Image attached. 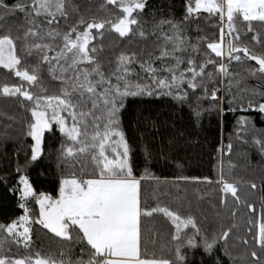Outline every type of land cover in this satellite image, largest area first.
<instances>
[{
  "label": "snow or ice",
  "instance_id": "snow-or-ice-1",
  "mask_svg": "<svg viewBox=\"0 0 264 264\" xmlns=\"http://www.w3.org/2000/svg\"><path fill=\"white\" fill-rule=\"evenodd\" d=\"M0 100V264H264V0H0Z\"/></svg>",
  "mask_w": 264,
  "mask_h": 264
},
{
  "label": "trees",
  "instance_id": "trees-1",
  "mask_svg": "<svg viewBox=\"0 0 264 264\" xmlns=\"http://www.w3.org/2000/svg\"><path fill=\"white\" fill-rule=\"evenodd\" d=\"M7 107L9 111H12L11 102L0 100V109ZM160 111H165L164 106H160ZM5 121L0 118V131L4 129ZM207 131L202 133L200 137L193 138L194 140H199L201 143H193L192 146L187 149L185 154V172L187 175L194 176H204V175H214L211 172L212 167V158L208 153L212 150V145L218 146L223 137L224 142H227L229 134L232 132L234 126V117L229 113L223 123V127H219L217 121L208 119L205 121ZM257 126L264 127V122H261L259 117H257ZM11 131V130H9ZM207 137L208 141L211 142V145L208 143H203L204 137ZM3 145H0V148H3ZM12 149L9 148V152ZM235 159V157H234ZM156 175L172 177L175 170L171 167L163 168L157 166L153 169ZM147 187V184L145 185ZM191 193V188H189ZM18 214V210L14 203V198L11 193L7 192L5 187L0 185V222L9 220ZM37 241L47 244V238L42 232L36 234ZM163 242V240L161 241Z\"/></svg>",
  "mask_w": 264,
  "mask_h": 264
}]
</instances>
